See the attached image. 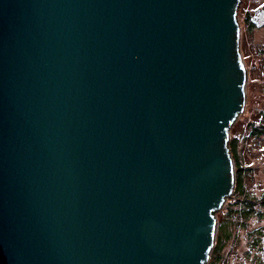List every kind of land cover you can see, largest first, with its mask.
<instances>
[{
    "label": "water",
    "instance_id": "95a60500",
    "mask_svg": "<svg viewBox=\"0 0 264 264\" xmlns=\"http://www.w3.org/2000/svg\"><path fill=\"white\" fill-rule=\"evenodd\" d=\"M240 8L0 0V264H208L238 184Z\"/></svg>",
    "mask_w": 264,
    "mask_h": 264
},
{
    "label": "rangeland",
    "instance_id": "374dc122",
    "mask_svg": "<svg viewBox=\"0 0 264 264\" xmlns=\"http://www.w3.org/2000/svg\"><path fill=\"white\" fill-rule=\"evenodd\" d=\"M257 7H264V0H242L239 14L243 32L240 48L248 75V103L233 125L229 139L239 186L228 202L230 206H233L230 201L241 198L243 193L251 200L264 193V26L249 28L244 24L245 11ZM228 250L229 246L222 254L226 256ZM224 260L228 264L235 263L230 258L223 259L222 263Z\"/></svg>",
    "mask_w": 264,
    "mask_h": 264
},
{
    "label": "flooded vegetation",
    "instance_id": "af4514ba",
    "mask_svg": "<svg viewBox=\"0 0 264 264\" xmlns=\"http://www.w3.org/2000/svg\"><path fill=\"white\" fill-rule=\"evenodd\" d=\"M259 10L264 11V7L245 11L244 24H247V27H258L254 20L259 19L261 22L260 17L256 18L258 16L256 12ZM232 198L227 199L216 213V240L208 264H228L226 260L222 263L223 259L227 258L233 259L234 264H264V193L255 200L249 199L243 193L241 198L230 201L233 204L230 206L228 202ZM228 246L229 250L225 256L222 253Z\"/></svg>",
    "mask_w": 264,
    "mask_h": 264
},
{
    "label": "trees",
    "instance_id": "16d2710c",
    "mask_svg": "<svg viewBox=\"0 0 264 264\" xmlns=\"http://www.w3.org/2000/svg\"><path fill=\"white\" fill-rule=\"evenodd\" d=\"M237 186H238V184H237ZM235 187H236V185H235ZM238 187H239V186H238ZM238 187H237V189H239ZM234 193H235V191H234ZM234 193H233V194H234Z\"/></svg>",
    "mask_w": 264,
    "mask_h": 264
}]
</instances>
